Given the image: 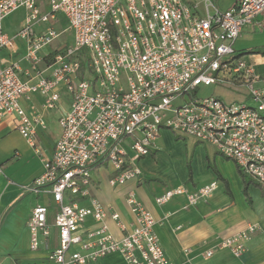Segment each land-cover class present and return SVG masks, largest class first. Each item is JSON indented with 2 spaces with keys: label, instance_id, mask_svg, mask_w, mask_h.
<instances>
[{
  "label": "built area",
  "instance_id": "built-area-1",
  "mask_svg": "<svg viewBox=\"0 0 264 264\" xmlns=\"http://www.w3.org/2000/svg\"><path fill=\"white\" fill-rule=\"evenodd\" d=\"M18 10L23 19L10 37L3 23ZM262 13L264 0H238L202 17L182 0H0V51L13 56L16 39L22 40L27 64L23 69L19 62H0V120L7 116L9 127L40 158L42 174L23 189L52 197L58 246L50 259L55 264H98L112 254L124 264H172L154 232L153 215L133 192L125 199L129 227L89 196L90 173L103 164L115 172L112 187L139 181L136 162L149 154L161 128L213 147L264 194V88L254 87L261 78L235 58L234 50L242 29ZM59 15L72 42L42 56L60 34L55 28ZM216 83L247 88L255 107L196 97L198 87ZM63 91L69 110L58 119L60 135L46 158L35 139L45 121L40 114L29 116L20 101L38 95L42 109L52 111ZM215 190L216 183L195 191L177 186L154 202L161 206L182 196L195 206ZM87 198L88 206L78 203ZM47 214L43 205L32 209L27 223L31 251L38 249L40 235H49ZM87 218L96 228L83 239L80 230ZM107 219L122 232L120 238L110 233ZM256 229L247 225L224 238L216 251L240 258ZM214 253L207 250L202 258Z\"/></svg>",
  "mask_w": 264,
  "mask_h": 264
},
{
  "label": "crops",
  "instance_id": "crops-1",
  "mask_svg": "<svg viewBox=\"0 0 264 264\" xmlns=\"http://www.w3.org/2000/svg\"><path fill=\"white\" fill-rule=\"evenodd\" d=\"M182 1L192 7L195 15L202 17L214 10L225 11L238 0ZM58 23H64L63 31H66V22L60 15ZM4 25L5 21L3 29ZM263 46L264 13L256 17L251 25L245 26L234 43L235 58L251 66L254 75L261 78L254 85L257 89L264 88V54L238 56V53ZM16 47L17 53L13 56L1 50L0 62H19L21 68L25 69L27 64L22 60L24 51L22 53L23 49ZM56 50L43 49L40 55L51 54ZM48 73L46 71L45 74ZM248 100L250 96L247 93L242 101ZM20 102L29 116L40 114L43 117L46 128H37L35 139L41 146L42 155L49 158L60 135L58 119L69 110L68 95L61 92L58 107L52 111L42 109V99L38 95ZM8 123L7 116L0 120V158H4L0 164V264H55L50 259V254L58 246V232L52 225L56 212L52 197L43 192L35 194L23 189L42 174L40 158L33 157L34 151ZM10 138L18 140L19 144L13 141L11 146ZM136 164L141 170L140 180L118 187L109 184L115 172L108 164L92 169L89 196L97 199L107 210L117 212L121 221L129 227L132 216L125 199L129 192H133L153 215L154 232L172 264H264V194L254 181L239 173L232 161L221 157L207 144L161 128L149 154L141 157ZM244 180L249 183H244ZM210 183H216L211 198L195 206H188L182 196L173 197L161 206L154 202L157 196L171 188L184 186L195 191ZM89 198L78 203L88 206ZM36 205L48 209L49 235H40L38 249L31 251L27 223ZM106 224L116 238L123 235L111 220L107 219ZM249 224L257 225L256 232L259 233L251 235L245 242V252L240 258L232 257L226 250L216 251V246L224 238ZM94 228V221L87 218L80 230L82 238L86 239V233ZM207 250H214L215 253L204 260L202 254ZM98 264L124 263L119 255L112 254L101 259Z\"/></svg>",
  "mask_w": 264,
  "mask_h": 264
},
{
  "label": "rangeland",
  "instance_id": "rangeland-1",
  "mask_svg": "<svg viewBox=\"0 0 264 264\" xmlns=\"http://www.w3.org/2000/svg\"><path fill=\"white\" fill-rule=\"evenodd\" d=\"M22 16H23V11L18 10L16 12H13L9 17H7L5 19L4 32L5 33L7 32V34H9L10 37H12L13 35H15L17 33V31L20 27V22L23 19ZM61 17H62V15H61ZM62 19H63V17H62ZM55 28L58 31V33H60V34L51 43L50 46L45 48V51H53L55 49L60 50L64 47H66L67 45H69L70 42H72V34L69 31H63V29H65L64 23H60V24L57 23ZM15 45L18 46L19 49H23V50H21L23 53V51L25 49V42L22 40L16 39ZM248 55H250V54H248ZM244 56H246V55H244ZM247 93L249 94L247 88H244L243 86H240V85L235 84V83H222V84L216 83V84L211 85V86H200V87H198L196 89L195 95H196V97L215 96V97H219L220 99H222L226 103L235 102V103L245 104L246 106H249V107H255V103H253L252 100L242 101V100H244ZM189 97L191 98V95H189ZM9 141H10L11 146L13 145V141H16V143L19 144L18 140H13L12 138H10ZM32 151H33V149H32ZM5 154H7V153H5ZM33 157H38V155L33 154ZM3 161H4V158L1 157L0 158V164L3 163ZM257 233H259V231H257L253 235H256Z\"/></svg>",
  "mask_w": 264,
  "mask_h": 264
},
{
  "label": "trees",
  "instance_id": "trees-1",
  "mask_svg": "<svg viewBox=\"0 0 264 264\" xmlns=\"http://www.w3.org/2000/svg\"><path fill=\"white\" fill-rule=\"evenodd\" d=\"M248 54H264V46L260 47V48H254V49L242 51L241 53H238V56H244V55H248ZM81 65H82L81 67H83V68L85 67L84 63H82ZM244 183H249V182L244 180Z\"/></svg>",
  "mask_w": 264,
  "mask_h": 264
}]
</instances>
